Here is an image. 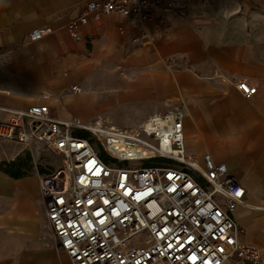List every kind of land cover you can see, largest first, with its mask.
I'll return each instance as SVG.
<instances>
[{"label": "crops", "instance_id": "0c3cea01", "mask_svg": "<svg viewBox=\"0 0 264 264\" xmlns=\"http://www.w3.org/2000/svg\"><path fill=\"white\" fill-rule=\"evenodd\" d=\"M214 1L142 22L103 14L73 36L67 25L86 0H0V106L47 105L58 119L125 130L183 110L188 155L225 163L244 186L246 204L232 212L238 238L264 264V0ZM34 28L43 36L30 41ZM241 81L256 93L246 98ZM18 145L9 158L0 149V162L28 161L20 177L0 170V264H72L46 245L39 170Z\"/></svg>", "mask_w": 264, "mask_h": 264}, {"label": "built area", "instance_id": "2783aa9c", "mask_svg": "<svg viewBox=\"0 0 264 264\" xmlns=\"http://www.w3.org/2000/svg\"><path fill=\"white\" fill-rule=\"evenodd\" d=\"M194 1L202 7L215 3L86 0L67 28L75 36L81 25L112 12L138 22L180 16ZM42 36L39 28L28 33L30 41ZM236 87L246 98L257 90L246 81ZM0 110L6 114L0 120L1 141L19 144L34 158L42 148L60 160L53 171H38L40 197L51 231L46 245L58 244L72 264H259L263 260L257 246L238 238L232 212L246 204L244 186L225 163L205 155L202 167L188 155L183 110L153 112L131 130L58 119L47 105L0 106Z\"/></svg>", "mask_w": 264, "mask_h": 264}, {"label": "rangeland", "instance_id": "374dc122", "mask_svg": "<svg viewBox=\"0 0 264 264\" xmlns=\"http://www.w3.org/2000/svg\"><path fill=\"white\" fill-rule=\"evenodd\" d=\"M16 145L18 144L0 140V149L5 152V156L7 158L12 156L11 153L14 150V146ZM39 152V157H35V163L40 173H49L53 171L56 167H58V165L60 164V160L53 153L47 150H43L42 148L39 149Z\"/></svg>", "mask_w": 264, "mask_h": 264}, {"label": "trees", "instance_id": "16d2710c", "mask_svg": "<svg viewBox=\"0 0 264 264\" xmlns=\"http://www.w3.org/2000/svg\"><path fill=\"white\" fill-rule=\"evenodd\" d=\"M81 136H85L86 133H78ZM28 165V161L21 160V158H17L16 160L10 162H0V170L4 171L5 173L9 174L13 177H20L24 173L21 172V169Z\"/></svg>", "mask_w": 264, "mask_h": 264}, {"label": "snow or ice", "instance_id": "6c2138e0", "mask_svg": "<svg viewBox=\"0 0 264 264\" xmlns=\"http://www.w3.org/2000/svg\"><path fill=\"white\" fill-rule=\"evenodd\" d=\"M237 195H239V193H237ZM91 203V202H90ZM167 231V230H166ZM70 243V242H69ZM169 247H171V245H169Z\"/></svg>", "mask_w": 264, "mask_h": 264}, {"label": "bare ground", "instance_id": "6f19581e", "mask_svg": "<svg viewBox=\"0 0 264 264\" xmlns=\"http://www.w3.org/2000/svg\"><path fill=\"white\" fill-rule=\"evenodd\" d=\"M44 244V243H43Z\"/></svg>", "mask_w": 264, "mask_h": 264}]
</instances>
